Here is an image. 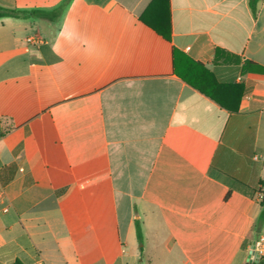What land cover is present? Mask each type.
<instances>
[{
	"label": "crops",
	"instance_id": "crops-1",
	"mask_svg": "<svg viewBox=\"0 0 264 264\" xmlns=\"http://www.w3.org/2000/svg\"><path fill=\"white\" fill-rule=\"evenodd\" d=\"M152 1L0 0L45 14L0 19V264L249 261L264 0L256 16L249 0H169L170 41L139 21ZM174 52L242 84L238 112L182 81Z\"/></svg>",
	"mask_w": 264,
	"mask_h": 264
},
{
	"label": "trees",
	"instance_id": "trees-1",
	"mask_svg": "<svg viewBox=\"0 0 264 264\" xmlns=\"http://www.w3.org/2000/svg\"><path fill=\"white\" fill-rule=\"evenodd\" d=\"M259 0H249V5L254 16L257 15V7ZM61 7L58 8V13ZM45 14L42 11H21L9 9L0 6V19L4 17L13 18H32L43 17ZM139 21L148 28L155 31L165 40H171V17L169 0H153L147 10L140 17ZM174 69L176 75L185 83L192 86L220 107L230 113H237L239 110L240 101L245 94V87L242 84H223L220 83L212 72L207 70L201 63L195 62L186 56H179L174 52ZM257 71L264 73L263 68H257ZM261 213L255 225V230L261 228L264 224V196L260 202ZM136 237L139 243L140 251L143 252L144 235L139 219L135 220ZM15 264H22L17 261ZM251 264H264L261 258Z\"/></svg>",
	"mask_w": 264,
	"mask_h": 264
},
{
	"label": "built area",
	"instance_id": "built-area-1",
	"mask_svg": "<svg viewBox=\"0 0 264 264\" xmlns=\"http://www.w3.org/2000/svg\"><path fill=\"white\" fill-rule=\"evenodd\" d=\"M29 42L34 41L33 39H28ZM253 250H255V252L257 253V255L255 254V257L258 255L263 254L264 252V235H261L260 238L253 244ZM39 264H42L41 262H39Z\"/></svg>",
	"mask_w": 264,
	"mask_h": 264
},
{
	"label": "rangeland",
	"instance_id": "rangeland-1",
	"mask_svg": "<svg viewBox=\"0 0 264 264\" xmlns=\"http://www.w3.org/2000/svg\"><path fill=\"white\" fill-rule=\"evenodd\" d=\"M262 198H263V197H262ZM260 235H261V234H255V233H254L252 236H253V238L258 239V238L260 237ZM252 251H253V252H252L253 257L250 258V262L247 261V264H251L252 262H254V261L257 260V258H255V254H257V253L255 252V250H252ZM142 264H144V257H143V260H142Z\"/></svg>",
	"mask_w": 264,
	"mask_h": 264
},
{
	"label": "water",
	"instance_id": "water-1",
	"mask_svg": "<svg viewBox=\"0 0 264 264\" xmlns=\"http://www.w3.org/2000/svg\"><path fill=\"white\" fill-rule=\"evenodd\" d=\"M250 258H252V252H251ZM250 258H249V262H250Z\"/></svg>",
	"mask_w": 264,
	"mask_h": 264
}]
</instances>
